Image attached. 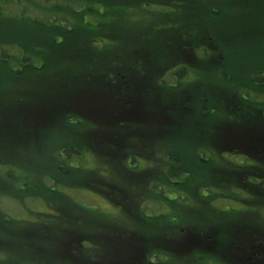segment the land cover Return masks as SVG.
Wrapping results in <instances>:
<instances>
[{
    "label": "trees",
    "instance_id": "1",
    "mask_svg": "<svg viewBox=\"0 0 264 264\" xmlns=\"http://www.w3.org/2000/svg\"><path fill=\"white\" fill-rule=\"evenodd\" d=\"M138 1L145 15L143 22L150 18L151 14H155L157 18V24L153 26L155 33L161 29L174 28L172 22H162L158 19L183 15L189 2H207L209 13L215 18L221 10L217 7L218 4L225 0ZM151 1L161 5L163 9L155 13L145 11ZM98 2V0H0V178L10 183L12 192L7 193L1 189L0 191L8 196L12 194L19 197L18 191L24 193L28 188L23 184H28L33 178L37 182L46 183L48 190L44 193L48 197L49 194H54L57 198L53 202L50 200L53 211L38 213L37 217L26 223L28 226H20V222L19 224L16 223L17 221L13 222L11 215L3 217V225L8 229L18 230L12 234L14 237L8 235L3 241V245L9 243L7 254L2 258L3 264L9 263L10 260L12 264H50V262L93 264L89 255L91 251L87 253L92 249L93 235L100 237V234H103L106 237L99 239L98 242L100 243L98 248L104 250L108 245H123L124 242H120V238L125 239L126 235L114 233L125 225L123 224L125 215L118 213L116 216L119 218L116 219L119 224L110 223L107 229L113 232H105L101 229L103 222L108 223L104 212L100 210L92 212L75 204L70 194H58L57 185L64 184L65 178L62 174L61 177L59 173L54 175L51 170L45 175L47 176L45 179L39 173L31 175L15 173L12 162H8L10 151L15 150L13 146L15 144L18 145V149H30L34 152L31 156L34 166L39 164L37 162L39 160L50 169L60 168L63 175L67 173L72 174L71 176L81 170L82 174L87 175L85 184L88 185L90 182L87 187L101 189L102 193L107 192L123 206L124 211L137 215L135 218L140 219L142 228H147L152 219L166 218L177 222L174 226L163 227L161 223L155 221L156 226H153L152 231L145 233L142 241L137 239L138 250L136 246L130 247L125 250V256L121 254L112 260L110 257L113 251L104 253L103 256L97 253V256L103 258V263L99 264H129L130 254L134 255L133 264L139 261L146 264L154 262L164 264L154 261L150 254L145 253L144 256L141 244L146 248L150 245L163 244L167 246L164 247L166 249L175 247L179 255L187 245L204 244L203 238L208 231L204 232L205 226L201 223L203 220L192 221V226L198 229L190 230L188 226L185 227L178 221L177 216L180 213L173 214V211L161 209L159 215H151L145 210H136L138 200L145 201V197L141 198L139 193L142 188L146 190L151 189V186L156 187L155 189L162 188V180H169L175 186L179 185L178 191L183 187L184 193L180 191L181 199L178 201L185 204L182 199L186 195L190 196L186 193V189L196 185L194 183L196 177L202 172L197 170L196 175H192V168L187 163L189 160H193L189 162L191 164H201L204 160L209 164V159L213 162H221L220 155L227 157V153L245 156L241 160H231V164L223 163L225 169L221 170L217 182L211 186H204L203 189L202 186H197L196 196H202L205 200L210 199L211 195L208 194L213 193L212 186L221 191H229L231 187L240 189L242 186L239 185L240 177L247 178L248 174L250 175L247 181L250 182L252 179L259 182L257 185L260 189L256 192L264 194V66H259L249 74L246 73L245 76L248 75L249 78L246 77L244 83L238 75L234 81L227 78L231 70L224 63L218 64V69L214 73L217 76H212L208 71L206 73L202 70L200 62L206 60L209 68H212L213 62L210 60L216 58L215 54L222 53L218 50L219 38L215 36L208 37L207 43L203 42L198 49L188 38L187 44L182 43V50L175 52L180 58L176 59L178 61H175L174 66L168 67L163 73L154 74L161 60L155 52L153 55H150L152 52H147L148 55L144 56L145 53L142 51L131 49L138 41L136 34L126 36L128 40L126 38L112 40L111 36L114 35L109 28L106 30L107 35L101 36L100 33L102 27L99 23L107 18L97 16V22L88 20L89 10H99ZM12 4L14 6L17 4L18 12L11 9ZM58 14L62 17L60 20L64 18V23L57 21ZM39 18L46 23L37 26L38 28L35 27L31 32L29 29L33 28L28 26L33 25L31 21L36 22ZM82 19L85 22H81ZM109 19L113 21L112 19L116 18ZM136 21L125 18L126 24H134L139 28L141 23ZM182 22L185 23L181 18L178 24ZM60 25L68 32H74L76 26L87 29L88 33L85 35L87 37L84 42L79 39V41L66 40L65 33L64 38H59L57 32L53 34L52 30H56L55 27ZM118 26L123 27L122 24ZM158 26L161 28L159 29ZM43 33L47 34L48 40ZM37 36L42 40H36ZM102 37L107 42H115V45L103 43ZM96 38L100 41L95 44ZM86 42L89 44H85ZM52 45L56 50L54 54L47 49ZM62 47L65 51L59 54ZM37 55L40 63L35 62ZM185 58L189 64H185ZM190 72L193 73V78L189 77ZM171 77L173 81H170ZM238 83H240L239 87ZM222 84L230 87L231 99H222L219 96V91L225 90ZM213 86L215 90L211 89ZM30 92L32 95L29 94ZM167 93L170 100L165 98ZM28 95L32 96L30 100H27L30 98L27 97ZM253 110L257 115L253 114ZM84 124L91 130L83 132L81 127ZM67 132L69 136L65 134ZM185 134L188 136L185 137ZM156 138H160L161 142L170 138L179 146L184 140L190 146V143L193 144L200 139L201 145L187 151L186 154H191L187 161H183L181 152L175 147L161 151L160 154L167 157L164 170H168L178 179L174 180L162 173L161 177L154 179L153 184L147 186L145 183L147 176L145 179L142 177L144 171L137 173L131 170L136 165L130 166L129 162L123 160L122 154L129 145L131 151L144 154L146 148L153 146L149 145L150 141H157ZM70 139L76 141V144L66 143L71 141ZM206 140L213 142L212 145L215 147H222V152L219 151L216 156L215 149L211 145L204 144ZM89 146L95 147L93 149L97 150V156L102 160L96 169L85 162L86 159L89 160L88 156L84 157ZM194 148L198 150L192 151L195 150ZM130 155L137 156L134 153ZM204 155L205 159L202 160ZM117 156H120L122 161L115 159ZM249 161L253 164L251 168ZM83 162L85 163L81 167L79 163ZM241 164L245 166L239 167ZM149 170H145V174ZM9 172L10 178H7ZM136 176L140 177L136 178ZM96 177V182L93 183ZM233 180L234 182H229ZM227 181L228 184L224 185ZM1 184L5 182H0ZM185 184L187 188L184 187ZM165 196H169L171 205L175 197L171 194ZM256 197L258 204L264 202V197ZM1 198L0 202L3 201ZM70 198L73 201H70ZM57 200L61 201L58 203L61 204L60 207L53 206ZM160 202L162 205L165 204L163 200ZM260 205L264 206V203ZM187 213L189 216H196L186 210L181 215ZM89 214L100 219H92V224L89 225L87 224L89 218L86 217ZM124 228L130 229L126 225ZM125 245L131 244L125 243ZM158 250L155 249L153 253L157 254ZM174 253L176 254L175 251ZM161 254L165 255V252Z\"/></svg>",
    "mask_w": 264,
    "mask_h": 264
},
{
    "label": "rangeland",
    "instance_id": "2",
    "mask_svg": "<svg viewBox=\"0 0 264 264\" xmlns=\"http://www.w3.org/2000/svg\"><path fill=\"white\" fill-rule=\"evenodd\" d=\"M98 1L99 2L97 4V8L100 11L97 9L89 10V14L87 15L88 20L97 22V16L107 18L108 21L107 19H105L104 21L102 20L99 23V25L102 27L100 29V33L102 34L101 36L107 35L106 30L109 28V31H111L114 35L111 36L112 40L113 38L124 39L130 34H136L138 36V41L136 45L131 49L142 51L143 53H145L144 56L148 55L147 52H152L150 55H153V53L155 52L156 54H154L161 60V63L158 64L159 67L154 72V74L163 73L168 67L174 66L175 61H178L176 59L180 58L178 57V55H176L175 52H177L178 50H182L181 45L182 43L187 44L186 40L188 38L193 41L194 46H196V49H198L203 42H206V39L208 37L213 38L215 36L219 38V42L217 43V45L219 47L218 50H221L220 52L222 53L215 54L216 58H212L210 60V62H213V64L211 65L212 68H209L206 60H202L200 62L201 68H203L202 70L206 71V73L208 71V73H211L212 76H217L214 73L218 69V64L223 65L224 63L227 64V66L231 70L230 76H228L227 78L234 81L236 80V77L240 76L244 83L246 77L249 78L248 75L245 76L246 73L249 74L250 72L255 71L259 66H264V0H225L223 3L218 4L219 6L217 7H219L221 10L218 14H216L215 18H212L213 16L210 15L207 2H189L187 3L186 9L183 11V15L172 18L158 19V21L162 22H172L174 28L169 29V26H167L168 29H161L159 32L155 33L153 28V26L157 24V18L155 17V14H151L150 18L146 19V21L143 22V17L145 15L143 14L142 9L139 6L138 0ZM148 4L149 7L148 9H145V11L147 10L155 13L160 12L163 9L161 5L153 1L149 2ZM12 5L13 7H11V9L18 12L17 4H15V6L14 4ZM61 11H63V9ZM58 16L59 19L57 21L62 18L60 14H58ZM110 17L116 19H112L113 21H110ZM126 17L135 19L137 20L136 22L140 21L141 26L139 28H136L134 24H126ZM13 18H15V16H13ZM181 18L184 19L185 23L182 22V24H178ZM27 21L28 20H26V22ZM60 22L64 23V18L61 19ZM81 22H85V20L82 19ZM108 22L110 23L108 24ZM31 23L33 25H30L28 27L33 28L29 29L31 32H33L35 30V27L46 22L39 18L38 20H36V22L31 21ZM120 24H122L123 27L118 26ZM60 27H62L63 29H61ZM60 27L57 26L55 27L57 28L56 30H52L53 34L57 32L56 34L59 38H64L65 33L66 40L73 39L76 41L80 40L81 42H84L85 38L87 37H85V35H87L88 31L87 29H84L82 27H74V32H68L64 30V26L62 25H60ZM163 27H165V25ZM158 28L160 29L161 26H158ZM36 31L38 32L39 30ZM60 31L62 33H60ZM43 34V36L48 40L47 34ZM37 37L38 38L36 40H42L40 36ZM126 39L128 40L129 38L127 37ZM95 40V44L100 41L98 38H96ZM102 40H104L103 43H111L112 45H115V42H107L104 37H102ZM85 44L88 45L89 42H86ZM91 47L92 49H94L93 46ZM47 49L52 53L56 52L53 45L48 47ZM64 51L65 49L64 47H62L59 54H62ZM36 58L37 59L35 60V62L40 63V61L38 60L39 55H37ZM184 61H186L185 64H189L186 58ZM49 65H52V63H49ZM183 69L185 70L184 72L187 71L184 67ZM238 70L239 72H237ZM243 76H245V78H243ZM189 77L193 78L192 72H190ZM171 79L170 81H173L172 77ZM225 84L228 85V83ZM222 85L225 87V90H220L219 96H221L222 99H231L230 87L224 84ZM237 86L239 87L240 83H238ZM211 89L215 90L214 86ZM29 94L32 95V92H30ZM30 95L27 96L30 97L27 100H30L32 98V96ZM165 98L170 100L168 93ZM246 111H250V109H246ZM244 114H246V112H244ZM253 114L257 115V112L253 110ZM81 130L86 133L88 132L87 130L90 131L91 129L87 127L86 124H84L81 127ZM68 132L65 133L67 136H69ZM184 136L187 137L188 135L185 134ZM80 139L82 140V138ZM70 140L71 141H67L66 143L76 144V141H73L72 139ZM156 140L157 141H150L149 145L153 146H151V148H146L144 154L131 151L130 145L128 146V148H125L123 150L122 154L123 160L127 163L129 162L130 166L134 167L136 165V167L131 170H135L137 173L144 171V173H142V177L145 179L147 176V180L145 181L147 186H149V184H153L154 179L161 177L162 173L174 180L178 179V177H174V175L168 172V170H164L166 167L167 157L164 156V154L161 155V151L170 147H175L178 151L181 152L182 158H184L183 161H187V159H189L191 156V154H186L187 151H190L194 146L198 148L201 145L200 139L197 142H193V144L190 143V146L185 142V140L180 144V146L177 145V143H174L175 141H171L170 138L163 142L160 141V138H156ZM66 143H63V145ZM205 143L211 145L212 148L215 149L216 156L217 153L221 151L222 147L213 146V142H208V140H206L204 141V144ZM83 144L86 145V143ZM13 146H15V150L10 151V158H8V162H12V169L15 173H23L29 175L39 173L42 174L45 179H47V176L45 175H48V172H51V170H53L52 174L54 175H58L59 173V176L61 177L62 174V177H64L65 179L64 184L59 183L57 185L58 194H70V197L75 200V204L83 206L85 209L92 212H96L97 210H100V212H104L103 214L106 217L105 220H107L108 223H102L101 229H103V231L105 230V232H113L107 229L109 224H119V221L116 219L119 218L118 216H116L118 213L121 215H125L123 224L130 227V229L126 230L124 228L125 225H123L121 228H119L118 231L114 232L116 235L117 233L121 235L126 234L124 236L125 239L120 238V242H124L122 243L123 245H108L106 246L105 250L99 249V239H103L106 237L103 234H100V237H97L98 235L96 234L91 237L93 239V245L92 249L88 250L87 253L91 251L89 255H91L90 260L94 262L93 264H99L101 262L103 263V258L97 256V253H99L100 255L102 254L103 256L104 253L113 251L110 257V260H112L114 257L121 254H124L123 256H125V250L127 251V249H129L130 247L136 246V250H138L139 245L136 242L137 239H140L142 241V238L144 237V235H146L145 233L152 231L153 226H156V223H154L155 221L161 223L163 227L174 226V224H177L176 221L172 222L170 219L168 220L166 218L160 220L152 219V222L148 224L147 228H142L140 219L135 218L137 215L131 212L128 213L127 211H124L123 206L120 205L119 202H117L114 198H111V196L107 192L102 193L101 191L103 190L101 189L87 187L89 186L90 182L88 185L85 184V178L87 177V175L82 174L81 170H78V172L80 171L79 173L77 172L78 174L76 173L75 175L71 176L72 174L68 175L67 173L66 175H63L64 173L61 172L60 168L50 169L48 165L40 163L39 160H37L39 164H36L34 166V163H32L33 159H31V156L34 153L32 152V150L18 149L19 147L17 144ZM21 146L24 147L25 145ZM55 147L57 148L56 145ZM93 148L89 146L84 157L88 156L89 160L86 159L85 162L89 163L92 168L96 169L100 161L102 160L97 156V150ZM196 150L198 149L192 151ZM82 151L81 153H83ZM133 153L137 156L130 155ZM240 157H242V155L227 153V157H223L222 155H220L219 159L221 162H213L211 159H209V164H206L207 162H205L204 160L205 155L203 158H201L202 160H204V162L201 164L189 163L193 162V160H189V162L187 161L189 166L192 168V175H196L197 170L202 172L199 173L200 176L196 177L197 180L196 182H194L196 185L192 186L191 189H186V193L190 196L186 195L185 198L182 199L184 200L185 204H181L178 201L181 199V197L179 196L180 191L184 193L183 187H181L178 191L177 189L179 188V185L175 186L169 180L161 181L162 188L155 189L156 187L154 186H151V189L149 190L142 188L143 190H141L139 193L141 194V198L145 197L146 202L142 199L141 204V201L138 200L139 202L137 204L136 210H145L151 215H159L162 211L161 209L173 211V214L175 212L180 213V215L177 216L178 221H180V223H183L185 227L188 226L190 230L198 229L195 226H192L191 222L195 220H203L201 223L205 226L204 232L208 231L207 235H205V238H203V241H205L203 242V245L206 246L204 248L199 249L195 247L193 249H190V245H187V247H184V250L181 251V255H179V253L175 250V247H173V249H171L170 247L166 249L164 248L166 245L163 244L150 245L146 248L145 245L141 244L144 256L145 253L146 255L150 254L153 256L152 259H154V261L164 264H232L235 261V257L233 256V250L235 246H239L240 248L243 247L242 245H264V206L260 205L264 202L258 204L256 197H264V194H258L256 192L257 189H260L257 185L259 184V182L247 181V178L250 174L247 175V178L244 176L240 177L239 185H242L240 187L242 189H239L238 187H231V190L229 191H221L219 188L212 186L211 190L213 191V193L209 192L208 194V196L211 195L210 199L205 200L204 198H202V196H196L197 186H202L203 189L204 186L206 187L215 184L220 176L221 170L225 169V166H223L222 164H231V160L236 161ZM115 159L122 161L120 156H117ZM85 162H83L82 164L79 163V165H81L82 167ZM248 164L250 168L253 165L251 161H249ZM241 166L245 165H239V167ZM161 167L163 169H161ZM45 169L48 171H46ZM147 169L150 170L147 174H145V170ZM227 169L231 170L230 168ZM55 170L57 172H55ZM105 170L106 172H108L107 169ZM201 173H203V175H201ZM8 174L9 175H7V178H10V172ZM139 177L140 176H136V178ZM96 179L97 177L93 180V183L96 182ZM0 182H5V184H1L5 187L0 185L1 190L7 193L12 192L10 183L6 182L2 178H0ZM28 182V184H23L24 187L25 185L28 186V188L25 190L26 193H20V191H18L20 193H18V195H20V198L12 194L9 196L5 195L2 191H0V197H2L1 199H3V201L0 202V204L2 203L0 205L2 208L0 209V264H3L2 258H4V255L7 254L6 249L8 248L7 245H9V243L3 245L4 239L8 237V235L14 237V235L12 234L18 231L17 229H15V231L11 228L8 229L5 225H3V217L6 215H11L13 216V222L17 221L16 223L18 224L20 222V226H28L26 225V223L37 217L38 213H42L43 211H53L54 209L51 204L53 200L57 198L54 196V194H49L48 197V195L44 193L48 190L47 186L45 185L46 183L44 184L42 182H37L33 180V178H31ZM229 182H234V180ZM236 183H238V181ZM260 183L263 184L262 182ZM225 184H228V181L227 183L224 182V185ZM184 187L187 188V184H185ZM13 189L17 191L14 186ZM166 194H171V196L175 197V199L171 201V205L169 204V196H165ZM72 199L70 198V201H73ZM50 200L52 202H50ZM162 200L165 201L164 205H162L160 202ZM59 201L60 200H57V203H55L53 206L60 207L61 204H58ZM78 201L83 204L79 203ZM191 205L193 206L192 208L190 207ZM185 210L189 211L190 214H195L196 216H189L188 213L185 215H181ZM86 217L89 218V223H87L89 225L92 224V219H100L99 217L91 214L87 215ZM139 226L141 228H138ZM125 243H130L131 245H125ZM14 245H16V243ZM155 249L158 250L157 254L153 253ZM163 251L165 252V255L161 254ZM174 251L178 255H176ZM133 256V254L128 255L131 264H133ZM142 259H144V257ZM6 264H12V260H10V262ZM50 264H53V262H50ZM136 264L146 263H143V261H139ZM153 264H155V262Z\"/></svg>",
    "mask_w": 264,
    "mask_h": 264
},
{
    "label": "flooded vegetation",
    "instance_id": "3",
    "mask_svg": "<svg viewBox=\"0 0 264 264\" xmlns=\"http://www.w3.org/2000/svg\"><path fill=\"white\" fill-rule=\"evenodd\" d=\"M242 246L240 248L239 246L234 247L235 261L232 264H264V245Z\"/></svg>",
    "mask_w": 264,
    "mask_h": 264
}]
</instances>
